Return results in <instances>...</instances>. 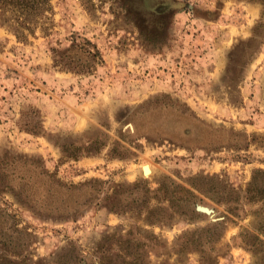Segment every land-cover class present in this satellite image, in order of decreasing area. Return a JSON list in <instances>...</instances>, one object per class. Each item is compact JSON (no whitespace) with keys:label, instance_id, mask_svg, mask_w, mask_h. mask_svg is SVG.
<instances>
[{"label":"rangeland","instance_id":"obj_1","mask_svg":"<svg viewBox=\"0 0 264 264\" xmlns=\"http://www.w3.org/2000/svg\"><path fill=\"white\" fill-rule=\"evenodd\" d=\"M50 4L0 26V264H264V0Z\"/></svg>","mask_w":264,"mask_h":264},{"label":"trees","instance_id":"obj_2","mask_svg":"<svg viewBox=\"0 0 264 264\" xmlns=\"http://www.w3.org/2000/svg\"><path fill=\"white\" fill-rule=\"evenodd\" d=\"M51 9L50 0H0V26H5L18 39L24 41L28 34L35 33V28L42 21L40 19L47 18L46 13ZM55 51L57 65L80 69L79 65L82 64L78 62V59L68 55L66 50L56 49ZM89 56L92 58L93 55ZM9 263L11 264V261H8Z\"/></svg>","mask_w":264,"mask_h":264},{"label":"bare ground","instance_id":"obj_3","mask_svg":"<svg viewBox=\"0 0 264 264\" xmlns=\"http://www.w3.org/2000/svg\"><path fill=\"white\" fill-rule=\"evenodd\" d=\"M142 171L144 174H147L150 172V167L148 165L143 164Z\"/></svg>","mask_w":264,"mask_h":264},{"label":"water","instance_id":"obj_4","mask_svg":"<svg viewBox=\"0 0 264 264\" xmlns=\"http://www.w3.org/2000/svg\"><path fill=\"white\" fill-rule=\"evenodd\" d=\"M197 209L200 210V211H204V212H210V210L207 207H204V206H198Z\"/></svg>","mask_w":264,"mask_h":264}]
</instances>
